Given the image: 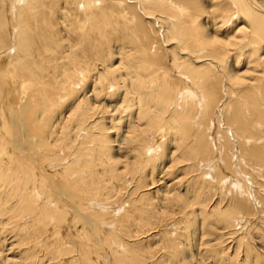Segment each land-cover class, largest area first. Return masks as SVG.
<instances>
[{"label": "bare ground", "instance_id": "obj_1", "mask_svg": "<svg viewBox=\"0 0 264 264\" xmlns=\"http://www.w3.org/2000/svg\"><path fill=\"white\" fill-rule=\"evenodd\" d=\"M205 2L0 0V264H264V0Z\"/></svg>", "mask_w": 264, "mask_h": 264}, {"label": "rangeland", "instance_id": "obj_2", "mask_svg": "<svg viewBox=\"0 0 264 264\" xmlns=\"http://www.w3.org/2000/svg\"><path fill=\"white\" fill-rule=\"evenodd\" d=\"M200 5L205 6V7L208 6L207 3L205 2V0H200ZM160 54H161V53H160ZM160 56H161V55H160ZM161 58H162V57H161ZM165 58H166V57H163V58H162V65H164V64L167 65V64H168V62H167L168 59H167V58L165 59ZM165 61H166V62H165ZM165 65H164V66H165ZM218 106H219V105H218ZM222 125H223V124H222V120H221V126H222ZM249 187H250V186H249ZM249 189H250V188H249ZM252 207H253V208H250V209L253 210L254 214H252L253 212L250 211V214H249V215H246V214H245L246 216L244 215L243 218H245V219H246V218H247V219H251V221H254V219H255V223H257V224L254 223V225H259V226L261 227V224H262V227H263V228H261V231H255V230L252 231L253 227L251 228V226H250V227L248 228V225H249V223H250V221H249L248 225L246 224L247 226H245L246 229H241V231H239V232L237 233L238 235L236 234V236L240 237L243 233H248V236H247V234H246V235L244 234L245 237H248V240H250V241L252 240L251 243L248 242V244H250L251 246H252V245L254 246V244H255V247H254V248H256V249L258 250V251L256 250L257 252H259L258 254H260L261 256H264V240H263V239H264V232H263V231H264V222H263V221H264V218H263L264 216L260 214V212H259V210L261 211L260 208H256V206H255L254 204L252 205ZM254 207H255V208H254ZM258 209H259V210H258ZM254 210H255V211L257 210V212H259V214H258L257 212H255ZM250 215H255V216H251V217H250ZM260 215L262 216V219L259 218V217H261ZM252 217H253V218H252ZM257 218H258V219H257ZM256 220H257V221H256ZM258 220H259V221H258ZM260 221H261L262 223H261ZM258 223H259V224H258ZM252 224H253V223H252ZM259 226H258V227H259ZM248 230H249V231H248ZM250 230H251L252 232H251ZM245 231H247V232H245ZM254 231H255V232H254ZM258 232H259V233H258ZM260 232H263V239H262V240L258 238ZM241 233H242V234H241ZM239 234H240V235H239ZM252 234H255L254 237L251 236ZM236 236H235V237H236ZM250 236H251V237H250ZM256 236H257V237H256ZM199 237H200V236H199ZM255 237L258 238V239H256ZM194 238H195V236H194V237L192 236L190 240L193 241ZM251 238H252V239H251ZM206 239H207V238H206ZM206 239H205V240H206ZM234 241H235V240H234ZM234 241H233V242H234ZM253 241H254V242H253ZM258 241H259V243H258ZM227 242H228V241H227ZM252 242H253L254 244H253ZM230 244H231V243H230ZM253 246H252V247H253ZM240 252H241V251H240ZM238 255H239V254H238ZM238 255H237V258L232 259V261H231V262H227V264H231V263H233V264H234V263L237 264V263L240 261V259H242V257H244L243 254H241V253H240L239 256H238ZM206 258H207L208 261L206 260ZM209 259H210V260H209ZM211 259L213 260V262H212ZM235 259H236L237 261H236ZM205 260H206V261H204L203 264H207V263L210 264L209 262H212L211 264H214V263L216 264V262H214V259H213V258L205 257ZM65 261H66V259H65ZM65 261H64V264L67 263V262H65ZM235 261H236V262H235Z\"/></svg>", "mask_w": 264, "mask_h": 264}]
</instances>
